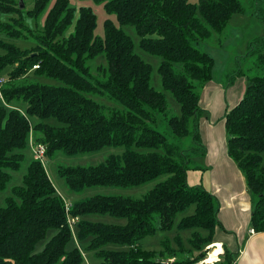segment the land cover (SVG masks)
Masks as SVG:
<instances>
[{
  "label": "trees",
  "instance_id": "trees-1",
  "mask_svg": "<svg viewBox=\"0 0 264 264\" xmlns=\"http://www.w3.org/2000/svg\"><path fill=\"white\" fill-rule=\"evenodd\" d=\"M50 1L37 0L25 13L16 1L0 0V78L4 79L0 192L8 187L11 173L20 170L31 141L45 146L49 159L59 151L73 155L126 148L123 155L111 156L99 166L59 167L73 194L88 187L131 188L159 177L166 180L143 198L96 195L71 204L68 214L64 197L34 158L23 184L14 187L6 206L0 207V264H86L79 243L87 240L86 249L100 259L98 264H201L211 251L208 247L218 243V229L229 232L219 219L218 197L188 181L190 169H201L194 158L208 152L200 133L206 111L198 90L213 82L216 65L213 56L196 45L221 35L234 15L245 13L244 6L240 0H200L196 5L189 0H95L104 4L109 16H116L120 26L136 28L140 48L162 58L163 88L181 107L180 116L170 117L166 95L151 85L153 67L137 55L133 39L112 19L104 21V37L97 38L94 10L77 11L69 0H56L43 27L39 31L30 27L27 16L39 19ZM258 15L264 23V12ZM253 43L257 49L249 55L257 54L256 65L264 71V38ZM100 57L104 60L92 66ZM42 78L59 84L41 82ZM248 82L242 97L221 119L228 135V157L244 176L252 197L250 227L261 233L264 75ZM160 117L169 123L173 136L190 137L191 146L184 148L156 130ZM51 118L62 125L47 124ZM191 205L196 206L195 213L178 223L179 230H194L189 248L178 235L175 245L164 240L160 252L141 249L142 240L158 230H171L176 216ZM90 214L124 218L127 224L93 222L86 219ZM69 216L78 218L74 231ZM49 231L56 233L42 251L35 252ZM119 244L129 249L109 248ZM223 248L219 261L206 264H237L236 254Z\"/></svg>",
  "mask_w": 264,
  "mask_h": 264
},
{
  "label": "rangeland",
  "instance_id": "rangeland-1",
  "mask_svg": "<svg viewBox=\"0 0 264 264\" xmlns=\"http://www.w3.org/2000/svg\"><path fill=\"white\" fill-rule=\"evenodd\" d=\"M18 4L23 2V10L26 12L33 10L37 0H14ZM71 7L75 8L77 11L82 7H89L94 10V13L97 18V29L95 31V36L98 38L104 37V21L107 19H112L113 22L120 28L123 29L134 41V51L139 55L145 62L150 64L153 67L151 73V85L152 87L164 93L168 100L169 116H180L181 107L175 100L172 93H169L164 90L163 82L161 75L159 73L160 64L162 58L158 55H152L147 51H144L140 48L141 38L138 36L136 28L131 25L120 26L116 20V16L111 15L104 10V4L98 3L95 0H69ZM200 0H189L190 3L196 5ZM56 0H51L47 5L46 9L40 15L39 19L31 18L27 16V24L32 27L34 30L39 31L40 27H43L44 21L49 13V10L54 6ZM241 4L244 6L245 13H239L234 15L231 19L225 31L221 35H214L210 40L202 41L196 45L197 48L203 50L209 55L213 56L215 59V68L213 72V81L219 85L227 86L232 82H236L240 77H245L246 85L249 83L248 78H254L255 75H264V71H261L257 65V54L249 55L250 50L256 48L255 43L251 44L256 38H264V23L261 16L258 15L259 12H264V0H240ZM257 49V48H256ZM104 59L102 57L98 58L95 62L92 63V66L97 65L102 62ZM240 73V75H239ZM243 74V75H242ZM231 80H233L231 82ZM41 82L49 84H59L57 81L50 79L42 78ZM203 88H199L198 91H203ZM203 93V92H202ZM230 104V103H229ZM209 116V114H208ZM32 122H37L36 118H32ZM45 122L49 125L58 127L62 123L56 119H46ZM159 124L156 130H159L164 135L168 136L171 141L179 144L180 146L187 148L191 146L190 137H187L186 140H181L176 136H173L169 123L166 122L163 117L159 118ZM226 134V130H225ZM228 138V135H227ZM205 144V142H204ZM206 145V144H205ZM126 151L125 147H105L99 152L92 153H80L68 155L63 151L55 153V156L51 159L46 158L44 162V168L47 170L48 176L51 182L54 184L59 195L63 196L67 203L74 204L77 201L88 199L89 197L96 195H111V196H125V197H134V198H143L146 196V193L155 188L159 182L166 180V177H159V179L151 182H147L141 186H134L131 188L124 187H88V189L83 192L76 194L72 193L66 185V182L61 177L59 172V167L73 168V167H86L88 166H99L102 163L106 162L111 156L123 155ZM141 152H147V150H141ZM25 159L21 162L20 170L17 172H12V179L9 182L8 187L0 192V207L3 208L7 204V199L13 196L12 191L17 185H22L23 177L28 172V166L31 161L35 158V155L32 152L31 146L23 152ZM263 162H264V153H263ZM204 156L194 158L196 163L202 168L204 161ZM209 169L201 171V169H190L188 171L189 185H205L207 188L209 183ZM250 192V191H249ZM251 195V194H250ZM252 204V197H251ZM253 205V204H252ZM196 211V206L191 205L184 212L179 213L175 218V225L171 230H158L154 235H149L147 238L141 241V249L144 251H162V242L166 239H169L175 245V238L180 235L185 241L186 247L189 246V240L192 238L194 230H179L178 223L184 217H189L194 214ZM87 220L98 223H108L113 225H126L127 220L124 218H115L110 215H98L90 214ZM203 236L208 235L207 231L197 229ZM56 232L49 231L47 237L44 241L39 242L36 245L35 252L42 251L48 241ZM79 243V242H78ZM90 240L79 243L80 250L84 254L86 264H98L100 259H98L94 252L87 251V246L89 245ZM71 247V246H70ZM111 249L115 250H128L129 246L127 245H112L109 246ZM209 249V247H208ZM211 251L208 253L207 259L201 264L206 263H215L207 262L211 253L217 251L215 248H211ZM222 254V253H221Z\"/></svg>",
  "mask_w": 264,
  "mask_h": 264
},
{
  "label": "crops",
  "instance_id": "crops-1",
  "mask_svg": "<svg viewBox=\"0 0 264 264\" xmlns=\"http://www.w3.org/2000/svg\"><path fill=\"white\" fill-rule=\"evenodd\" d=\"M245 85V78L241 77L230 86L223 87L213 81L203 88L201 106L206 115L200 120V133L208 152L200 168L201 171L209 169V188L203 186L218 197L219 219L229 232L218 229L216 241L236 254L237 264H264V232L251 233V196L244 176L228 157L227 134L221 119L228 107L242 97Z\"/></svg>",
  "mask_w": 264,
  "mask_h": 264
},
{
  "label": "built area",
  "instance_id": "built-area-1",
  "mask_svg": "<svg viewBox=\"0 0 264 264\" xmlns=\"http://www.w3.org/2000/svg\"><path fill=\"white\" fill-rule=\"evenodd\" d=\"M35 68H37V67H35ZM3 83H4V79L0 78V90H1ZM31 149H32L33 154L35 155V159L40 161L44 165L45 159L47 158V156L45 154V151H46L45 146L36 145L34 143V141H31ZM65 202H66V200H65ZM70 208H71V204L66 202V209L65 210L67 211L68 214L70 213ZM77 221H78V218L73 219L70 216L68 217V223H69V225H71V228L73 229V231L75 228V223ZM251 233H253V231H251Z\"/></svg>",
  "mask_w": 264,
  "mask_h": 264
},
{
  "label": "bare ground",
  "instance_id": "bare-ground-1",
  "mask_svg": "<svg viewBox=\"0 0 264 264\" xmlns=\"http://www.w3.org/2000/svg\"><path fill=\"white\" fill-rule=\"evenodd\" d=\"M211 248H215V250L217 249L216 252L214 253H211L207 262H214V261H217L218 260V256L219 254L223 253L224 252V248H222L221 244H216V245H213V246H210Z\"/></svg>",
  "mask_w": 264,
  "mask_h": 264
},
{
  "label": "water",
  "instance_id": "water-1",
  "mask_svg": "<svg viewBox=\"0 0 264 264\" xmlns=\"http://www.w3.org/2000/svg\"><path fill=\"white\" fill-rule=\"evenodd\" d=\"M23 8H24V5H23V2L21 1V3H20V9H23Z\"/></svg>",
  "mask_w": 264,
  "mask_h": 264
}]
</instances>
